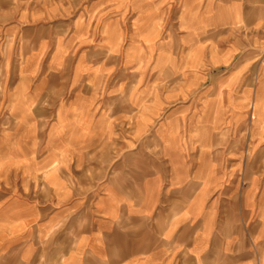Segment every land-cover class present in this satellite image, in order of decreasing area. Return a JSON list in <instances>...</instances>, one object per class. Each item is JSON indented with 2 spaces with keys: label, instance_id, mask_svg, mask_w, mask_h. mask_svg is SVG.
Returning a JSON list of instances; mask_svg holds the SVG:
<instances>
[{
  "label": "rangeland",
  "instance_id": "rangeland-1",
  "mask_svg": "<svg viewBox=\"0 0 264 264\" xmlns=\"http://www.w3.org/2000/svg\"><path fill=\"white\" fill-rule=\"evenodd\" d=\"M210 11L213 0H0V192L42 208L28 221L48 235L38 264H56L55 248L92 226L108 182L141 195L151 171L181 158L190 169L210 165L213 151L231 148L246 150L260 165L251 174L264 179V115L254 119L247 92L264 55H213V44L183 55L185 27L208 23ZM239 38L261 46L264 24L231 31L228 41ZM260 96L264 103V88ZM72 196L92 199L85 218L76 207L67 214ZM249 216L257 220V210ZM189 241L185 254L171 244L175 264H225L194 257Z\"/></svg>",
  "mask_w": 264,
  "mask_h": 264
},
{
  "label": "crops",
  "instance_id": "crops-1",
  "mask_svg": "<svg viewBox=\"0 0 264 264\" xmlns=\"http://www.w3.org/2000/svg\"><path fill=\"white\" fill-rule=\"evenodd\" d=\"M210 12L208 23L195 22L192 27L187 25L189 29L185 27L183 49L190 52L183 55H201L204 46L211 44L213 55H264V40L261 46L240 38L228 41L231 31L263 26L264 0H213V13ZM171 34L178 40V34ZM239 43L245 48L239 49ZM257 65L254 73L258 85L247 89L254 119L264 115L260 96L264 61ZM226 122L229 123L227 119ZM216 136L213 131V138ZM168 140L173 143L172 138ZM179 146L183 156L184 148L180 143ZM260 154L255 152L256 157ZM222 155L228 163H221L218 157ZM246 156L247 151L241 148L217 149L213 151V164L193 169L181 158L177 165L147 174L141 195H133L132 187L108 182L104 187L112 191H105L95 200L92 226L83 223L74 239L72 236L64 247L55 248L56 264H175L180 251L176 255L171 244L183 245L181 252L185 254L189 238L192 241L187 251L194 257L205 259L213 254V260L223 258L225 264H255V259L257 264H264V179L251 174L260 165L250 163ZM55 166L49 164L45 170L53 171ZM210 191L213 206L207 210L204 202ZM255 198L261 205L253 208ZM90 200L72 196L67 201V214L74 215L76 207L84 217L90 212ZM34 203L37 201H29L16 191L0 192V264H38L48 235L39 234L38 223L28 222L41 218L42 208ZM256 210L257 220L250 222L249 215ZM212 226L213 249L206 250L203 243L210 238Z\"/></svg>",
  "mask_w": 264,
  "mask_h": 264
},
{
  "label": "bare ground",
  "instance_id": "bare-ground-1",
  "mask_svg": "<svg viewBox=\"0 0 264 264\" xmlns=\"http://www.w3.org/2000/svg\"><path fill=\"white\" fill-rule=\"evenodd\" d=\"M218 104V103H217Z\"/></svg>",
  "mask_w": 264,
  "mask_h": 264
}]
</instances>
